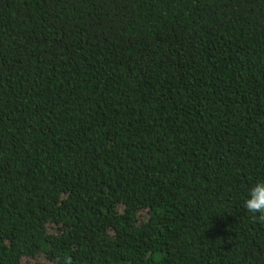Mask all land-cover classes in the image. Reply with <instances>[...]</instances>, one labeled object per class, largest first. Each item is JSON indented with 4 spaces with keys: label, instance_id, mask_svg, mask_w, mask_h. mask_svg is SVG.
<instances>
[{
    "label": "trees",
    "instance_id": "16d2710c",
    "mask_svg": "<svg viewBox=\"0 0 264 264\" xmlns=\"http://www.w3.org/2000/svg\"><path fill=\"white\" fill-rule=\"evenodd\" d=\"M264 0H0V264H264Z\"/></svg>",
    "mask_w": 264,
    "mask_h": 264
},
{
    "label": "clouds",
    "instance_id": "9594fccd",
    "mask_svg": "<svg viewBox=\"0 0 264 264\" xmlns=\"http://www.w3.org/2000/svg\"><path fill=\"white\" fill-rule=\"evenodd\" d=\"M243 206L253 220L264 223V181H258L248 189Z\"/></svg>",
    "mask_w": 264,
    "mask_h": 264
}]
</instances>
